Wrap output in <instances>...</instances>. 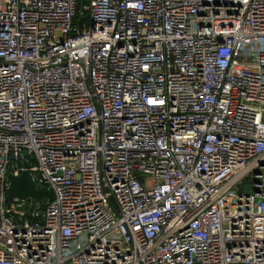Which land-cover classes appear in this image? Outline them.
<instances>
[{
	"label": "built area",
	"instance_id": "2783aa9c",
	"mask_svg": "<svg viewBox=\"0 0 264 264\" xmlns=\"http://www.w3.org/2000/svg\"><path fill=\"white\" fill-rule=\"evenodd\" d=\"M0 264H264V0H0Z\"/></svg>",
	"mask_w": 264,
	"mask_h": 264
},
{
	"label": "water",
	"instance_id": "95a60500",
	"mask_svg": "<svg viewBox=\"0 0 264 264\" xmlns=\"http://www.w3.org/2000/svg\"><path fill=\"white\" fill-rule=\"evenodd\" d=\"M80 20L81 17L79 16L76 22V29L79 26ZM24 158L29 160L30 156L26 154ZM23 167L27 168V162H24ZM8 181L7 201L30 199L34 204H44L46 202L47 190L43 188L37 189L36 183L28 171L23 172L17 177L8 175Z\"/></svg>",
	"mask_w": 264,
	"mask_h": 264
}]
</instances>
